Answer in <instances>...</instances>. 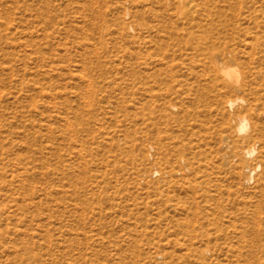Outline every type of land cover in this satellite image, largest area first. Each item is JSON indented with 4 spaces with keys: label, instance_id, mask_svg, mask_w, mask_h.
Segmentation results:
<instances>
[{
    "label": "rangeland",
    "instance_id": "1",
    "mask_svg": "<svg viewBox=\"0 0 264 264\" xmlns=\"http://www.w3.org/2000/svg\"><path fill=\"white\" fill-rule=\"evenodd\" d=\"M0 264H264V0H0Z\"/></svg>",
    "mask_w": 264,
    "mask_h": 264
},
{
    "label": "bare ground",
    "instance_id": "2",
    "mask_svg": "<svg viewBox=\"0 0 264 264\" xmlns=\"http://www.w3.org/2000/svg\"><path fill=\"white\" fill-rule=\"evenodd\" d=\"M222 73V75H224V76H227V77H230L231 75V73H233V72H231V71H227V72H225V71H222L221 72ZM230 105L231 106H233L234 105V102H230ZM240 125H239V128H238V131L240 132V133H242V132H244V131H246L247 130V128H248V122H246V120H242V121H240V123H239ZM246 154L247 155H249V156H252V155H254V153H253V151H250V150H247L246 151Z\"/></svg>",
    "mask_w": 264,
    "mask_h": 264
}]
</instances>
